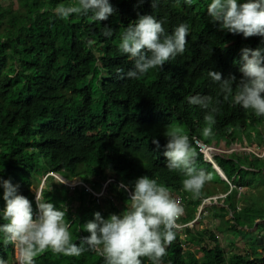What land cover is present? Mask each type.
I'll list each match as a JSON object with an SVG mask.
<instances>
[{"label": "trees", "instance_id": "1", "mask_svg": "<svg viewBox=\"0 0 264 264\" xmlns=\"http://www.w3.org/2000/svg\"><path fill=\"white\" fill-rule=\"evenodd\" d=\"M7 1L8 7L0 0V180H10L18 194L32 202L35 219L39 212L33 188L44 175L52 172L67 180L79 178L96 192L108 179L106 171L123 175L109 184L105 200L82 187L71 191L53 176L46 178L41 200L66 211L74 243L90 235L82 228L95 220V213L107 219L126 210L130 194L121 182L133 191L134 182L147 176L183 195L188 208L182 222L186 223L196 218L199 202L222 193L207 190V183L198 199L182 190L183 175L169 171L163 155L168 125L187 131L197 153L196 167H207L226 185L204 160L196 139L205 144L225 141L230 147L236 145L238 130H252L264 143V117L224 101L219 85L208 75L210 70L221 73L223 79L234 75L238 82L241 50L264 53V37L245 39L242 34L221 30L207 14L211 0H193L191 6L185 0H160L155 9L150 0H110L115 13L103 22L93 21L91 14L61 19L56 7L72 0H18V10H13V0ZM140 15L162 20L169 34L186 23V51L139 79L122 78L134 65L120 52V37ZM105 25L113 30L110 37L104 35ZM194 95H211L221 101L216 105L219 112L212 135L206 139L202 134L206 110L188 103L187 98ZM154 139L160 142L159 150ZM215 160L229 181L241 175L243 167L264 174V159L249 153L219 155ZM236 196L233 191L222 207H207L204 213H218L224 219L232 212L228 230H252L264 216L255 215L254 208L239 211ZM4 207L0 187V209ZM263 228L264 223H259L257 229ZM175 232L163 264H264V246L258 257L252 250L228 255L220 247V226L216 229L203 218ZM0 257L17 262L14 248L3 245L2 238ZM142 262L151 264L147 258ZM36 264H104V259L91 251L65 257L49 250L36 258Z\"/></svg>", "mask_w": 264, "mask_h": 264}, {"label": "clouds", "instance_id": "2", "mask_svg": "<svg viewBox=\"0 0 264 264\" xmlns=\"http://www.w3.org/2000/svg\"><path fill=\"white\" fill-rule=\"evenodd\" d=\"M143 2L145 0H140V3ZM150 2L152 8L155 9L160 0H150ZM185 3L191 6L193 0H185ZM55 12L63 20H67L74 14H91L90 18L93 21L103 22L115 13V9L110 0H72L68 5L59 4ZM207 14L213 24L219 23L221 30L234 35L242 34L245 39L264 37V0H244V2L211 0L207 7ZM188 28L186 23H181L169 34L165 31L162 20H158L153 15H140L136 21L124 28L120 37L119 50L126 54L134 65L122 78L139 79L148 74L150 70L163 68L170 60L183 55L188 42ZM112 31L105 25V36L110 37ZM241 65L242 78L238 82L234 75L223 79L221 73L211 70L208 75L219 85L224 101L231 100L234 105L246 111L251 110L257 118L264 117V53L260 49L243 48ZM187 99L190 105L206 110L204 116L206 126L202 129V134L204 137L211 136L212 127L216 123L215 114L219 112L216 105H219L221 101L219 99L214 101L211 95H194ZM164 135L167 143L163 146V155L167 158V169L180 172L184 177L181 181L182 190L190 193L193 199L200 198L211 176L196 167L197 153L189 136L185 134L182 127L176 125H168ZM152 143L157 150L161 148L158 139H154ZM225 144L227 146V143ZM233 146L242 148V145ZM233 152H239V150L236 148ZM259 152H263V147ZM217 156L219 155L212 158L213 163L206 161L205 157L204 160L212 166L217 165L218 171L224 174V178L221 179L230 188L225 190V193L211 197L214 200L210 204L219 199L225 201L226 197L236 190V186H244L234 184L232 180L229 181L215 160ZM48 176H53L71 191L81 187L86 190L84 185L71 186L79 182L84 183L79 178L67 180L52 172L44 175L42 185L40 189L38 188L39 191L35 192L34 198L39 212L35 219L32 202L27 197L18 194L17 186H13L10 180H0L5 202V207L0 209V219L5 221L0 224V238H2L3 245H10L14 248L18 264H36V258L49 250L54 255L65 257H79L87 251L95 252L103 257L104 264H143L142 258H147L151 264H163L168 246L176 239L175 230H185L176 229V222L184 214V208L180 201L174 199L178 196L184 199L186 213L188 206L185 197L181 194H174L166 186L158 183L157 179L144 176L134 182L133 191L122 182L120 183L130 194L127 208L122 214H112L105 219L99 212L95 213V220L88 222L82 228L90 235L81 237L79 243H74L70 231L72 225L66 219V211L57 209L51 202L41 200V192ZM115 180H117L116 177H108L102 183L101 193L94 191L90 185L84 184L89 186L94 193L101 194L99 198L92 193L100 200L108 194V186ZM109 199L114 200L112 197ZM237 207L239 208L238 205ZM183 217L178 220L179 223H186L182 222ZM259 221H257L258 224ZM183 251H187L186 246H183ZM0 264H8V261L0 257Z\"/></svg>", "mask_w": 264, "mask_h": 264}, {"label": "rangeland", "instance_id": "3", "mask_svg": "<svg viewBox=\"0 0 264 264\" xmlns=\"http://www.w3.org/2000/svg\"><path fill=\"white\" fill-rule=\"evenodd\" d=\"M3 4L6 7L9 6L8 5L9 3L7 0H3ZM12 8L13 10L19 9L18 0H13ZM184 132L185 134H187V131H184ZM237 135H239V138L236 141V145H243L241 146L242 148L236 147V146L227 147L225 144L226 143L225 141H224L225 143H223L222 141H218V140H212L211 143L209 144L210 145L218 144L219 146L222 145V148L225 151L224 154L228 156L232 155L233 153H242L244 155L245 153L248 152L246 151L247 148L258 149V151H262L261 143L263 142H261L259 139L256 138L257 136L256 131L250 130V131L242 132L238 130ZM209 137H204V138L206 139ZM250 142H254L255 144H253L252 146H246V145H249ZM236 148L239 150V152H233V151H236L234 150ZM240 150H242V152ZM225 166L227 170H230V166L228 165H225ZM243 169L244 171L242 172L241 175H236V178L234 177L232 179V181L234 183L236 182L237 185L238 184L244 185L243 187H241L240 185L239 186L235 185L237 188H235L236 190L234 191L237 193V196H236L237 198L233 197L234 202L236 205L239 206V210L243 211V209L245 208L246 209L254 208L256 211L255 215L264 216L263 215L264 214V174L257 173V170H252L246 167H243ZM203 171L210 174L211 176V179L207 182V186H208L206 188L207 190L215 188L216 193H219L220 191L223 192L224 190H228L230 188V186L227 187L228 185H226L224 182L218 179L217 175L212 170L208 169L207 167H204ZM105 175L107 177H117L120 179L123 178L122 174L114 173L112 171H106ZM41 182H42V179L40 180L39 183L35 184L33 191L35 192L39 191L42 185ZM102 189L103 187L98 193H101ZM104 198H106V195H104L101 199L105 200ZM223 203H224L223 200H221L220 202L217 201V202L211 203L209 207H213L215 205L222 207ZM217 210L214 209L213 211L218 212ZM117 215H120V214H117ZM206 215L205 213L202 214L200 220L203 218L206 221H210L211 225L216 229L220 226V231H222V233H219V238H220L219 240L221 242L220 247L224 248L228 255L252 250L258 254L257 257L260 256L262 247L264 246V228L261 230H258L257 229L258 222H255L252 230L245 227L243 232L240 233L238 231L228 230L229 221L233 220L234 213L231 212L229 215H226L224 219L218 216V213L209 214L207 212ZM259 223H264V221L263 222L259 221ZM8 264H18V262L16 263L8 262Z\"/></svg>", "mask_w": 264, "mask_h": 264}, {"label": "built area", "instance_id": "4", "mask_svg": "<svg viewBox=\"0 0 264 264\" xmlns=\"http://www.w3.org/2000/svg\"><path fill=\"white\" fill-rule=\"evenodd\" d=\"M196 144H197V146L199 147L200 152L204 155L205 160H206V161H211L212 163H213L212 158H213L215 155H221L222 153H225V151L223 150V148H222V147H219V146H217V145H211V146H210V145H205V144H203V142H201L200 140H196ZM234 150H236V149H234ZM250 150H252V151H250ZM246 151H248V152L254 154V155L257 156V157H260V158H263V157H264V146H263V152H262V153H260L257 149H251V148H247ZM208 155H210V156H208ZM76 185H84L85 188H86V191L93 193L95 196H97V197H99V198H100V196H101V194H96V193H94L93 190H92L89 186L85 185V184L82 183V182H79V183L74 184V185H71V186L74 187V186H76ZM121 185H122V184H121ZM122 186H123V185H122ZM174 199H177L178 201L181 202V205H182V207L184 208V214H185V209H186V208H185V202H184V199H183L182 197H180V196H178V197H174ZM212 200H214V198H208V199L202 200L201 202L198 203V214H197L196 218H195L194 220H192V221H189V222L184 223V224L179 223L178 220H180V219L183 217V215H184V214H183V215L177 220V222H176V224H177L176 229L183 230V229H186L187 227L193 226L197 221L200 220L201 215L204 214L205 209L208 207V205L210 204V202H212Z\"/></svg>", "mask_w": 264, "mask_h": 264}, {"label": "water", "instance_id": "5", "mask_svg": "<svg viewBox=\"0 0 264 264\" xmlns=\"http://www.w3.org/2000/svg\"><path fill=\"white\" fill-rule=\"evenodd\" d=\"M214 166V169L218 172V174L220 175V177L221 178H224L223 176H224V174L222 173V172H220V171H218V167H217V165H213Z\"/></svg>", "mask_w": 264, "mask_h": 264}, {"label": "crops", "instance_id": "6", "mask_svg": "<svg viewBox=\"0 0 264 264\" xmlns=\"http://www.w3.org/2000/svg\"><path fill=\"white\" fill-rule=\"evenodd\" d=\"M223 143H225V142H223Z\"/></svg>", "mask_w": 264, "mask_h": 264}]
</instances>
